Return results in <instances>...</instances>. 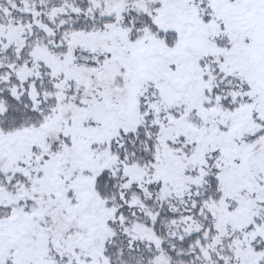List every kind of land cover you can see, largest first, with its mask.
I'll list each match as a JSON object with an SVG mask.
<instances>
[{
    "label": "snow or ice",
    "instance_id": "6c2138e0",
    "mask_svg": "<svg viewBox=\"0 0 264 264\" xmlns=\"http://www.w3.org/2000/svg\"><path fill=\"white\" fill-rule=\"evenodd\" d=\"M0 264H264V0H0Z\"/></svg>",
    "mask_w": 264,
    "mask_h": 264
}]
</instances>
